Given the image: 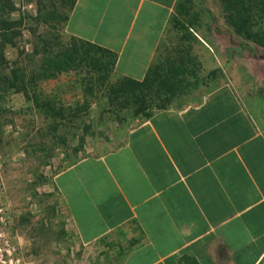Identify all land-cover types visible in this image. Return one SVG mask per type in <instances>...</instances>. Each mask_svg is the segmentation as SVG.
<instances>
[{
	"label": "crops",
	"instance_id": "crops-1",
	"mask_svg": "<svg viewBox=\"0 0 264 264\" xmlns=\"http://www.w3.org/2000/svg\"><path fill=\"white\" fill-rule=\"evenodd\" d=\"M243 2L75 0L66 34L158 101L55 176L80 264H264V47L245 34L264 19Z\"/></svg>",
	"mask_w": 264,
	"mask_h": 264
},
{
	"label": "rangeland",
	"instance_id": "rangeland-1",
	"mask_svg": "<svg viewBox=\"0 0 264 264\" xmlns=\"http://www.w3.org/2000/svg\"><path fill=\"white\" fill-rule=\"evenodd\" d=\"M12 1L16 11L0 16L23 25L0 67V264L84 263L88 252L68 227L55 176L114 147L144 117L141 105L107 54L66 34L71 0ZM261 1L251 0L257 20ZM70 49L83 59L47 77V64ZM153 90L144 94L146 112L158 102Z\"/></svg>",
	"mask_w": 264,
	"mask_h": 264
},
{
	"label": "trees",
	"instance_id": "trees-1",
	"mask_svg": "<svg viewBox=\"0 0 264 264\" xmlns=\"http://www.w3.org/2000/svg\"><path fill=\"white\" fill-rule=\"evenodd\" d=\"M241 4L243 5V0H240ZM75 0H71L70 2V10L74 4ZM260 11L264 13V3L263 1L260 2ZM0 9L5 12H13L16 11L14 2L12 0H0ZM261 13V14H263ZM260 14H258V17ZM67 19V16L65 17ZM66 21V20H65ZM23 25V19H7L0 16V67H3L7 64V59L5 57V48L7 46L15 47L16 46V39L18 36L21 35V27ZM242 32H244L242 30ZM246 39L251 40L254 43H256L259 46L264 47V31L257 30L255 33H247ZM88 47L96 49L100 52H103L107 54L111 58V64L113 68L115 57L114 55L108 53L104 49H101L100 47H96L94 45H91L89 43H85ZM87 53H90L88 51ZM83 59L82 57H79V53L76 50H65L61 53V57L57 58L53 61H50L47 64V68L43 69L45 72H48L47 77H55L56 74L60 73L61 71L73 67L75 64L79 62V60ZM12 74L14 75V79L16 78L17 81V75L16 72L13 71ZM22 82V81H21ZM123 83L126 87L127 92H131L134 94L136 100L140 103L139 111L143 113V116L148 118L150 117L152 112H146V106L144 105L145 97L144 94H146L149 89H154V83L150 80H145L142 82H137L131 79H123ZM24 84H20L19 90H24ZM155 91V90H153ZM138 94V95H137Z\"/></svg>",
	"mask_w": 264,
	"mask_h": 264
}]
</instances>
